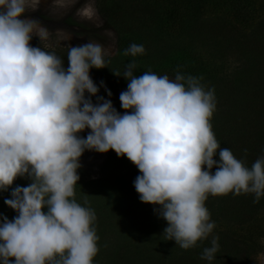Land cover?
<instances>
[{
    "label": "clouds",
    "instance_id": "9594fccd",
    "mask_svg": "<svg viewBox=\"0 0 264 264\" xmlns=\"http://www.w3.org/2000/svg\"><path fill=\"white\" fill-rule=\"evenodd\" d=\"M39 3L0 0V191L17 177L32 181L15 187L4 201L18 215L0 223V264H92L99 239L92 227L95 213L74 199L85 150H114L139 169L134 187L140 201L159 206L168 225L164 239L184 250L215 227L205 207L209 195L251 193L259 202L264 157L249 168L220 147L210 123L214 89L205 91L198 79L179 72L174 80L150 71L134 75L133 61L119 97L125 113L103 97L94 105L85 98L99 91L90 69L105 68L109 53L100 43L71 46L65 68L54 53L32 47L33 36L40 41L49 36L46 27L26 17ZM78 14L90 20L95 9L88 4ZM144 53L137 44L124 51L133 57ZM101 86L112 95L103 81ZM86 128L87 137H79ZM218 239L212 238L201 259H215Z\"/></svg>",
    "mask_w": 264,
    "mask_h": 264
},
{
    "label": "rangeland",
    "instance_id": "374dc122",
    "mask_svg": "<svg viewBox=\"0 0 264 264\" xmlns=\"http://www.w3.org/2000/svg\"><path fill=\"white\" fill-rule=\"evenodd\" d=\"M103 1L109 7V14L110 11L113 14L111 18L113 23L122 25L124 20L128 21V17L145 18L148 13L145 28L147 31L154 29L159 32L153 37L158 40L176 37L185 25L188 26L186 34L191 36L185 38V41L189 43L188 47L177 50L173 55L174 60L180 61L182 66L179 65V68L183 67V75L186 78L191 76L198 79L205 91L214 89L216 108L213 117L216 116V119L220 121L230 119L232 126L226 123L227 127L232 129L230 136L244 140V137L247 139L252 137L251 130L260 129L264 133V100L254 103L252 101L254 96L251 94L256 89V93L264 91V0L247 2L250 5L248 11L251 18L244 21H241L242 14H239L237 6L229 5L230 2L227 0H193L188 6L195 15L189 17L172 16L167 14L164 8L156 13V9L146 7L148 4L146 0ZM189 1L187 0V3ZM162 3H165V0ZM88 4L95 9V15L90 20L78 14V10ZM97 4L98 0H59V2L40 0L37 8H28L26 11V17L37 20L49 31L48 38L43 41L33 36L30 40L32 47H41L42 50L61 57L62 51L67 49L69 52L71 46L93 42L100 43L109 53L104 57L105 67L108 69L96 78L99 83L97 95L90 96L87 92L85 93V98L91 99L94 105L99 103V97L106 96L110 99L116 94L115 99H119L121 92L127 90L129 83L123 77L126 66L137 60L136 57L129 56L127 62L124 61L125 55L122 54L124 52H118L116 31L102 18ZM240 5L241 3L239 7ZM182 8L186 11L185 4ZM233 8L236 9L233 10ZM125 33L133 39L135 44L143 45L141 39L146 34L142 28L128 30ZM63 61L66 63L64 58ZM153 64H156V60L149 61L146 58L144 63L140 61L136 64L133 74L139 76L150 71L158 76L167 75L169 79H175L169 74L171 72H167L168 66L157 69ZM95 69L91 68V73ZM102 81L107 90H110L111 96H108L105 87L101 86ZM231 94L234 95L232 101L229 100ZM124 113L125 110L120 112L121 115ZM242 134L244 137H241ZM219 145L221 148L230 147L228 149L232 151L234 157L249 168L258 158L264 157V145L262 148L261 145L252 141L243 148H232L231 145L225 147L219 138ZM218 152L219 149L214 157L217 161H219ZM79 162L80 176L85 183L75 185V195L83 200L82 206L91 208L95 213L93 227L99 238L97 243H106L105 250L99 249L98 258L111 260L113 253L109 249L112 243H124V246H127L124 249L132 256L133 264H172L177 253L194 256L192 249H181L174 240L164 241L162 234L168 226L167 221L160 218L157 211L158 205L140 201L134 181L141 173L126 156L118 157L114 150L106 153L85 150ZM205 170H207L206 166ZM215 171L214 167L212 173L214 174ZM15 181L27 182L26 186L32 182L27 176L17 177ZM14 186L19 185L13 182L7 191H0V223L3 222V217L11 221L18 215L4 203L5 199H11ZM215 197L218 198L214 200L217 206L213 210L214 214L219 212L222 219L223 215H227L226 217L231 215L226 220L228 227L225 223L214 227L219 231L218 235L221 232L218 236L219 249L218 257L214 259L215 264L226 263L220 258V254L224 255L225 251L228 250L231 256L232 249L236 246L241 245V249H244L245 237L250 242L252 233H254L253 236L256 234L253 246L243 255L238 253L234 264H264V233L261 232L264 231V196H261L257 203H254L255 194L251 193L239 196L229 193L222 197L209 195L208 199ZM228 197L231 203L226 202ZM222 204L227 208H222ZM246 218L255 219V221L250 224V227H241L233 233L230 232L229 228L232 230L235 227L239 228L237 221ZM211 235L213 234H209L208 237ZM208 237L198 242L208 243L210 246L207 247H211L212 239ZM164 242H166L165 246ZM246 244L249 246V243ZM193 259L197 261V264H209L214 261L201 259V256ZM187 260H190L189 256H185L181 260L183 262L179 264Z\"/></svg>",
    "mask_w": 264,
    "mask_h": 264
},
{
    "label": "trees",
    "instance_id": "16d2710c",
    "mask_svg": "<svg viewBox=\"0 0 264 264\" xmlns=\"http://www.w3.org/2000/svg\"><path fill=\"white\" fill-rule=\"evenodd\" d=\"M162 1L163 0H157V1L146 0L145 2L148 3L146 7L148 9H156V13L158 12L159 9H163L164 8L166 10V13L168 12L167 14H171L172 16L173 15H175V16L186 15L187 17H189V16H192V15H195V14H193L192 9H189V6H188V4H190V5L192 4L193 0H190L189 3H187V0H165V3H162ZM227 1L230 2L229 5L233 4V5L237 6L236 8L239 9V14H242L241 21H244V20H247V19L251 18L250 15H249V11H248L249 8H250L249 3H252L251 1H249V0H227ZM247 2H249V3H247ZM240 3H241V5L239 7ZM184 4L186 6V11H183V8H182V5H184ZM97 5H98V11H99L100 15L102 16V18L107 22V24L111 25L116 31V34H117L116 35L117 36V46H118V52L119 53L120 52H124L126 49L129 48L130 45L135 44L131 37L126 36L125 32L128 31V30L130 31L132 29L133 30H138V29L142 28L144 34H146V36H144L141 39V41L143 43L142 46L145 49V53L143 55L135 56L136 59H137V60H135V63L138 64L140 61L142 63H144L146 61V58L149 61L156 60V64H153V66H155L157 69H159L161 67L166 68L168 66L169 70L167 72H171L169 74H171L172 76L175 77L177 72H179L180 74L183 75V67L179 68V65H181L180 61L174 60L173 59V55L175 54V52L177 50L185 49V48L188 47L189 43L187 41H185L186 37H191L188 34H186L187 30H188L187 29L188 26L185 25V27L182 29V31L176 37L158 40L157 38H153V37H155L159 32H156L154 29H152V31H147L146 28H145V21L148 19V13H147V16H145V18L142 17V16H139V17L135 16L134 18L128 17L127 18L128 21L124 20V23L121 25V23H117V22L113 23V21L111 19L113 17V14L111 13V11H110V14H109V7H108V5H106L104 3L103 0H98V4ZM154 5L156 7H154ZM236 8H233V10L236 9ZM150 11H148V12H150ZM122 54H124V53H122ZM120 56L122 57L121 54H120ZM129 56L133 57L131 55L123 56V59H124L125 62H127V58H129ZM57 57H59V56H57ZM59 58L62 61H63V58L65 59L66 63H64V61H63V64H64V67L67 68L68 67V52H67V49L62 51L61 57H59ZM109 60H110V58H109ZM188 66H189V64H188ZM150 67H151V65H150ZM155 67H153V68H155ZM107 69L108 68L105 67V68H102V69H95L94 72L92 71V73L90 71L89 74L92 76L91 79L93 80V82L97 83L98 82V81H96L97 76L101 72H103V71L105 72V70H107ZM149 69H152V68H149ZM96 85L98 86L99 83H97ZM256 92H257V89L251 92V94L254 96L252 101L254 103H256V101H258V100L263 101L264 100V95H263L264 91H261V92H258V93H256ZM115 95L116 94H114V96L112 98H110V99L107 98L106 96H105V98L104 97L103 98H104V100H110L112 105H113V107L115 108V110L118 113H120L124 109L121 107L120 99H115ZM230 96H231V99L229 98V100L232 101V98H234V95L231 94ZM242 97H244V95H242ZM101 102L102 101H99V103H101ZM219 114H222V113L219 112ZM214 115H212L210 123L212 125V131L214 132L218 143H219V138H220L221 143L225 147H227V145H231L232 148H243L245 145H248V143H250L252 141V142H254L256 144L261 145L262 148H263V145H264V133L260 129L251 130L250 134H251L252 137L250 139H247L242 134L241 137H244V140H239L240 137L238 139H236L235 137L230 136V133L232 132V129L230 130V128L227 127V124L230 125V127L232 126L230 119H228V121H226L224 119H222L220 121V120L216 119V116L213 117ZM90 131H91L90 129L86 128L84 131L78 133L77 135L79 137L86 138L87 135L90 133ZM227 148H230V147H227ZM77 173H78L80 179L77 182L76 186L79 185V183H81V182L85 183L83 181L84 179H81V176H80L81 170H80V168H78ZM14 182L17 183L21 187H26V185H27V182H22V181H20V182L14 181ZM15 187L16 186H14V188ZM217 198L218 197H215V198H212V199H207L205 201V207L208 209V211L210 213V222H214L215 223V227H217V226L219 227L220 225H223L224 223L226 224V227H228V224L226 223V220L231 215L229 217H226L227 215L226 216L223 215V219H222V216L219 214V212H217L215 214L213 212V210L215 208H217V206L215 204V201L217 200ZM74 199L76 200L77 203H79L82 206L81 201H83V200H81L77 195H74ZM226 202L227 203H229V202L231 203V201L229 200V197L227 198ZM221 207L224 208V209L227 208L226 205H224V204H222ZM43 210L46 212L47 208L45 207ZM254 211H256V208H254ZM254 221H255V219H250L249 220V218H246L245 220H242V221H237V226H239V228L235 227L234 230L229 228L231 230L230 232L233 233L236 230L240 229L241 227H246V226L250 227V224L253 223ZM233 226H235V224H233ZM92 227H93V225H92ZM218 232L219 231H217V229H213V231H212L213 235H211V237H208V238L212 239L213 237L220 236L221 232H220L219 235H218ZM261 232L264 233V231H261ZM253 234L254 233H252L250 235L251 236L250 237V242L244 236L245 237L244 249H241V245H238L234 249H232V253L231 254H233V255L230 256V252H228V250L225 251L224 255L220 254V258H222L224 261H226L225 264H234L236 256H237L238 253L239 254L242 253L241 255H243L251 248V246H253V244L255 242L254 241V236L256 235L255 234L253 236ZM164 241H165V239H164ZM165 243L166 242H164V246L166 245ZM246 243H249V246H247ZM105 244L106 243H97L98 251H99V249L105 250V248H104ZM207 246H210V244H208V243L203 244L202 242H198L195 247L190 248V249H192V251H194L192 253L194 256H191L190 254H186L185 255L184 253H182L183 255H181L180 253H177L176 256L173 259L172 264H179V262H183L181 260H183L185 256H189L190 260H187L185 263H182V264H197V261L194 260L193 258H198V257L202 256L203 248H208ZM108 247H109V245H108ZM196 247L199 248V249H195ZM124 248H127V246H124V243H112V244H110V249H109V251L113 253V257H111V260H104L103 258H98L97 254H96L95 257L93 258L92 264H94V263H97V264H109L110 262H113L115 264H133L132 263V256L130 255L129 252L127 253ZM220 253H221V249H220ZM233 256H235V258H233ZM215 257H218V251L215 254ZM240 258H241V256H240ZM242 261H244V260H242ZM143 264H146V263H143ZM209 264H215V260L213 262L209 263ZM217 264H219V262H217Z\"/></svg>",
    "mask_w": 264,
    "mask_h": 264
}]
</instances>
